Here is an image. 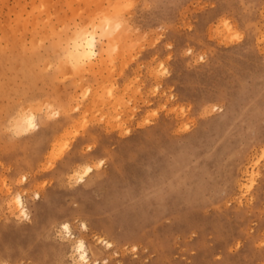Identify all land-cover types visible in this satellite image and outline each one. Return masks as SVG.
<instances>
[{
	"label": "rangeland",
	"instance_id": "1",
	"mask_svg": "<svg viewBox=\"0 0 264 264\" xmlns=\"http://www.w3.org/2000/svg\"><path fill=\"white\" fill-rule=\"evenodd\" d=\"M65 220L80 264H264V0H0V264H79Z\"/></svg>",
	"mask_w": 264,
	"mask_h": 264
},
{
	"label": "bare ground",
	"instance_id": "2",
	"mask_svg": "<svg viewBox=\"0 0 264 264\" xmlns=\"http://www.w3.org/2000/svg\"><path fill=\"white\" fill-rule=\"evenodd\" d=\"M108 20H110V19H108ZM110 22L108 21L107 23L101 24L103 26L101 28L102 29L101 34L108 35V36L110 34H112L113 29L111 27ZM95 27L96 26H94V28L92 30H89L86 28H83L81 30L78 29L77 31H79V32H78V34L76 33V36H75L76 38L74 37L75 39L73 38L72 39L73 41L70 43L71 44L70 50L69 51L67 50L70 58L72 59L74 64L78 67H84L87 63L88 64L92 63L94 61V59H96L98 54H99V52L97 50L98 32L99 31ZM69 42L70 41H68L67 44ZM111 42H113L112 39H111ZM36 118H37V115L35 116V113H33V112H29V113L23 112V114H21L19 116V118L18 117L16 118L14 126H17L16 128L19 130L24 129L23 132L33 130L37 127L36 122H38V121L36 120ZM93 169H94V167L92 165H85L83 172L81 171L82 173H80V171H79V173H80L79 180H83L85 175L88 174L89 172H91ZM14 194L15 195L12 197V201H11L12 204L15 205L16 208H18L19 211L25 217L29 218L30 213H29V209H28L27 205L25 204L24 196L21 193H14ZM37 197H40L39 192L37 193ZM56 224H58V227H60L59 229L61 231L62 239L68 241L69 243L71 242L70 244L72 245V248H73L72 250L74 251L73 253L76 254L74 260L76 262H78L79 264L83 263V262L89 263L90 261H92L91 253H90V249H89V246L87 244V241L85 240L84 237L77 236L73 233L71 223L69 221L65 220V221H59ZM82 228L85 231H88L89 225L85 221H83L82 222ZM100 241L106 247H111L113 245V243L111 241L107 240L106 238H101Z\"/></svg>",
	"mask_w": 264,
	"mask_h": 264
}]
</instances>
